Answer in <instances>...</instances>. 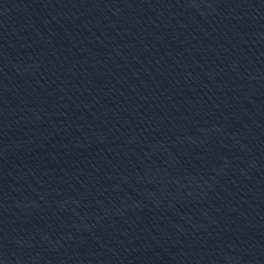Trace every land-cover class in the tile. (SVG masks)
<instances>
[{
  "label": "water",
  "instance_id": "95a60500",
  "mask_svg": "<svg viewBox=\"0 0 264 264\" xmlns=\"http://www.w3.org/2000/svg\"><path fill=\"white\" fill-rule=\"evenodd\" d=\"M0 264H264V0H0Z\"/></svg>",
  "mask_w": 264,
  "mask_h": 264
}]
</instances>
